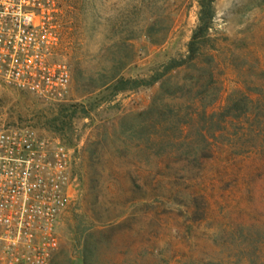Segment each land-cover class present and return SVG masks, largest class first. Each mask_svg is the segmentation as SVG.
<instances>
[{"label":"rangeland","instance_id":"374dc122","mask_svg":"<svg viewBox=\"0 0 264 264\" xmlns=\"http://www.w3.org/2000/svg\"><path fill=\"white\" fill-rule=\"evenodd\" d=\"M198 1L166 0L155 43L141 30L154 0H54L48 50L68 89L0 87V130L67 153L49 264H264V0H216L190 61ZM118 71L159 79L116 92Z\"/></svg>","mask_w":264,"mask_h":264},{"label":"built area","instance_id":"2783aa9c","mask_svg":"<svg viewBox=\"0 0 264 264\" xmlns=\"http://www.w3.org/2000/svg\"><path fill=\"white\" fill-rule=\"evenodd\" d=\"M54 0H0V87L61 97L71 73L52 58L48 12ZM67 153L25 130H0V264H49L59 248L68 201L61 183Z\"/></svg>","mask_w":264,"mask_h":264},{"label":"trees","instance_id":"16d2710c","mask_svg":"<svg viewBox=\"0 0 264 264\" xmlns=\"http://www.w3.org/2000/svg\"><path fill=\"white\" fill-rule=\"evenodd\" d=\"M166 0H154V2L141 4V9L145 12L146 23L142 26V33L147 35L153 42H159V38L163 37L167 31V25L163 26L166 21L169 22V14H167V8L165 7ZM215 2L216 0H199L198 1V14H197V26L193 31L191 41L188 45V59L194 60L198 54L205 48V45L210 39V31L213 26L215 17ZM169 68H175V62L172 61ZM127 63H124V66ZM121 71V68H120ZM120 71L113 75L110 82L116 90L121 92L125 90H133L135 88L149 86L152 82H155L159 78H151V80H126L119 77Z\"/></svg>","mask_w":264,"mask_h":264}]
</instances>
